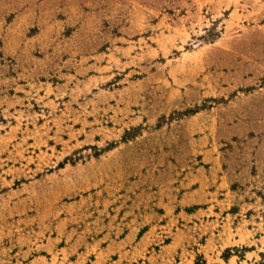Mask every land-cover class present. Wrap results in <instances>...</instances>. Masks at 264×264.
<instances>
[{
    "label": "rangeland",
    "instance_id": "1",
    "mask_svg": "<svg viewBox=\"0 0 264 264\" xmlns=\"http://www.w3.org/2000/svg\"><path fill=\"white\" fill-rule=\"evenodd\" d=\"M0 264H264V0H0Z\"/></svg>",
    "mask_w": 264,
    "mask_h": 264
},
{
    "label": "crops",
    "instance_id": "2",
    "mask_svg": "<svg viewBox=\"0 0 264 264\" xmlns=\"http://www.w3.org/2000/svg\"><path fill=\"white\" fill-rule=\"evenodd\" d=\"M185 195H187V194H185Z\"/></svg>",
    "mask_w": 264,
    "mask_h": 264
}]
</instances>
